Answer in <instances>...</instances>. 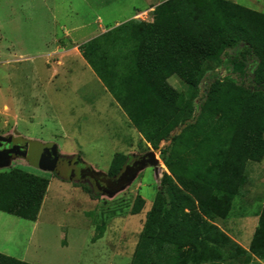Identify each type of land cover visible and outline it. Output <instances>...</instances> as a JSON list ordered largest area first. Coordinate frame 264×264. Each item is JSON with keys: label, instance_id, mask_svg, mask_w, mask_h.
Instances as JSON below:
<instances>
[{"label": "trees", "instance_id": "trees-1", "mask_svg": "<svg viewBox=\"0 0 264 264\" xmlns=\"http://www.w3.org/2000/svg\"><path fill=\"white\" fill-rule=\"evenodd\" d=\"M79 51L167 168L131 264L264 258V206L248 249L217 223L242 194L247 165L264 157V13L230 0H166L151 21L131 19ZM209 63L228 74L209 72ZM129 160L116 154L108 175ZM49 183L19 168L0 171V211L35 222ZM144 203L139 196L132 213ZM0 264L30 263L0 253Z\"/></svg>", "mask_w": 264, "mask_h": 264}, {"label": "rangeland", "instance_id": "rangeland-1", "mask_svg": "<svg viewBox=\"0 0 264 264\" xmlns=\"http://www.w3.org/2000/svg\"><path fill=\"white\" fill-rule=\"evenodd\" d=\"M164 1L0 0V135L25 139L30 150L27 158L13 159L0 171L19 168L50 181L35 222L0 211V253L30 264H131L167 168L79 46L131 19L151 21L153 9ZM230 1L264 13V0ZM210 64L209 72L219 71L222 77L229 72ZM169 83L187 90L176 76ZM50 144L66 157L59 175L41 165ZM151 151L157 154L158 168L146 167L113 197L83 184L81 165H76L80 161L108 174L116 154L134 159ZM246 174L229 217L217 223L248 249L264 206V157L250 162ZM139 196L145 203L134 215ZM251 264H264V258L254 257Z\"/></svg>", "mask_w": 264, "mask_h": 264}, {"label": "water", "instance_id": "water-1", "mask_svg": "<svg viewBox=\"0 0 264 264\" xmlns=\"http://www.w3.org/2000/svg\"><path fill=\"white\" fill-rule=\"evenodd\" d=\"M12 140H13L12 135L10 136L0 135V169L8 168L11 166V162L13 160L12 158L13 150L12 148L1 149V146H3L4 144L12 143ZM24 145H27V143H24ZM59 155L60 154H59L57 145L55 144L48 145L45 149L44 156H43L42 163H41L43 169L45 171L54 173L56 171L57 164L59 161ZM158 164H159V161L157 159L156 152L154 151L148 152L147 154L142 156L140 160L135 161L131 165L125 166L123 172L120 174V176L116 180L114 181L105 180L107 184V188L103 191V194L109 197L115 196L117 193L123 191L128 185H130L135 180V178L137 177L140 171H142L148 166H152L155 169H157ZM92 172L96 176L107 175L104 172H97L93 169H92Z\"/></svg>", "mask_w": 264, "mask_h": 264}, {"label": "flooded vegetation", "instance_id": "flooded-vegetation-1", "mask_svg": "<svg viewBox=\"0 0 264 264\" xmlns=\"http://www.w3.org/2000/svg\"><path fill=\"white\" fill-rule=\"evenodd\" d=\"M24 143H27V145H24ZM12 144H13V146H12ZM3 148H6V149L12 148V150H13L12 158L15 160L27 158L29 155V151H30L29 150V142H27V140H25L19 136H13L12 143L4 144L3 146H1V149H3ZM64 158H66V157L59 155V161L57 164V168H56V171L54 172L56 175L60 174L59 173V165L61 163V160ZM141 158L142 157L134 158V159L131 158L129 160V162L126 164V166L133 164L135 161H138ZM76 165H81V173L80 174H81V178L83 179L82 183L83 184H89L92 189H95L98 192L103 193V191L107 188V184H106L105 180L114 181L120 176L119 175L117 177H110L108 174L105 176H96L93 174L92 168L84 165L83 162L77 161ZM76 168L72 169V173H71V179H74V180L77 177Z\"/></svg>", "mask_w": 264, "mask_h": 264}, {"label": "crops", "instance_id": "crops-1", "mask_svg": "<svg viewBox=\"0 0 264 264\" xmlns=\"http://www.w3.org/2000/svg\"><path fill=\"white\" fill-rule=\"evenodd\" d=\"M135 16H136V15H135ZM135 16H134V17H135ZM221 227H223V226L221 225ZM245 248H246V247H245ZM246 249H247V248H246Z\"/></svg>", "mask_w": 264, "mask_h": 264}, {"label": "built area", "instance_id": "built-area-1", "mask_svg": "<svg viewBox=\"0 0 264 264\" xmlns=\"http://www.w3.org/2000/svg\"><path fill=\"white\" fill-rule=\"evenodd\" d=\"M143 16V15H142ZM142 20H144V18H141Z\"/></svg>", "mask_w": 264, "mask_h": 264}]
</instances>
